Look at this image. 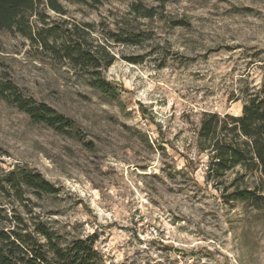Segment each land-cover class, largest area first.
<instances>
[{
  "label": "rangeland",
  "instance_id": "rangeland-1",
  "mask_svg": "<svg viewBox=\"0 0 264 264\" xmlns=\"http://www.w3.org/2000/svg\"><path fill=\"white\" fill-rule=\"evenodd\" d=\"M137 2L157 14L137 16ZM64 6L66 20L94 23L99 38L112 30L141 41L110 44L105 93L81 70L1 31L0 74L75 129L35 123L0 99V172L39 171L59 191L34 209L65 242L95 235L106 263L264 264L263 212L230 199L258 178H206L210 153L197 136L205 112L240 115L239 90L264 82V0Z\"/></svg>",
  "mask_w": 264,
  "mask_h": 264
},
{
  "label": "trees",
  "instance_id": "trees-1",
  "mask_svg": "<svg viewBox=\"0 0 264 264\" xmlns=\"http://www.w3.org/2000/svg\"><path fill=\"white\" fill-rule=\"evenodd\" d=\"M103 1L107 0H0V32L19 34L37 51H46L71 69L81 70L94 87L109 93L101 71L115 59L110 44L137 45L140 34L122 36L105 30L99 38L94 23L64 18L68 14L64 2L97 7ZM131 9L143 18L157 14L154 7L139 2L131 4ZM47 12L59 19H51ZM0 99L35 123L59 132L75 129L73 120L24 95L8 73L0 74ZM236 99L242 101L240 115L205 112L201 117L197 136L201 149L210 153L206 178H223L233 171L237 178H258L251 186L236 187L230 199L264 214V82L258 89L239 90ZM58 191L39 171L26 166L0 172V264H113L106 263L95 248V235L65 242L34 209L36 200Z\"/></svg>",
  "mask_w": 264,
  "mask_h": 264
}]
</instances>
